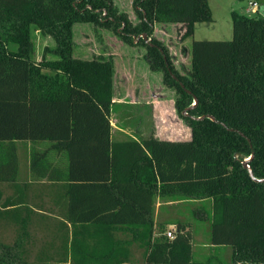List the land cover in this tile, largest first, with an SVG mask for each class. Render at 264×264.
Returning <instances> with one entry per match:
<instances>
[{"label": "trees", "instance_id": "trees-1", "mask_svg": "<svg viewBox=\"0 0 264 264\" xmlns=\"http://www.w3.org/2000/svg\"><path fill=\"white\" fill-rule=\"evenodd\" d=\"M134 5L138 21L114 0H0V181L17 177L16 140L46 142L32 151L31 169L38 178L67 180L73 224L143 227L145 264H264V181L253 180L242 163L254 154L249 165L264 178V15L234 10L232 38L195 39L191 68L182 73L153 35L155 24H179L184 37L192 36L197 22L213 21L208 0ZM79 22L113 29L129 42L148 34L146 57L173 88L190 140L113 141L115 64L74 56ZM33 30L55 42L40 60ZM194 96L198 102L185 115ZM207 114L217 121L195 118ZM157 197L210 200L209 241L231 246V259H197L181 221L173 237L164 225L156 233ZM16 247L0 241V264H29Z\"/></svg>", "mask_w": 264, "mask_h": 264}, {"label": "crops", "instance_id": "crops-1", "mask_svg": "<svg viewBox=\"0 0 264 264\" xmlns=\"http://www.w3.org/2000/svg\"><path fill=\"white\" fill-rule=\"evenodd\" d=\"M258 2L259 8L256 14L260 12L264 15V0ZM247 7L248 2L245 6L246 10ZM117 94L115 92L111 112L113 141L135 140L143 144V141L151 135L162 140L185 141L173 137L175 134L180 136L186 134L182 125L172 126L178 124L180 120L176 106L175 110L168 114L167 105L172 103L160 101L158 93L153 92L151 96L146 94V104L151 105L154 116L150 108L144 105L141 113L149 112L151 115L149 118L145 117L144 121L139 120L138 116L135 117L136 107L131 105V102H137L136 95L131 92L129 105H125L126 102L119 103ZM17 141H15L19 162L17 177L13 180L0 181L1 243L17 242L16 253L18 256H24L29 264H145L146 249L141 245L143 227L136 228L131 226V223L127 225L92 221L74 224L70 222L67 180L38 178L31 169L32 151L35 148L42 149L47 145L46 142L27 141L18 146ZM184 201L210 203L208 199L172 200L167 197H157L154 214L156 233L164 225L162 222H175L165 217L168 210L165 209L166 206ZM206 217L210 231L208 215ZM185 229L189 230V227L186 226ZM72 240H75L74 246ZM207 247L212 248L214 252L222 253V250H227L228 246H213L209 242ZM209 252L208 250V254Z\"/></svg>", "mask_w": 264, "mask_h": 264}, {"label": "rangeland", "instance_id": "rangeland-1", "mask_svg": "<svg viewBox=\"0 0 264 264\" xmlns=\"http://www.w3.org/2000/svg\"><path fill=\"white\" fill-rule=\"evenodd\" d=\"M248 0H208L209 7L213 16V21L198 22L194 28L192 36L184 37V27L172 23H156L153 35L161 40L168 48L174 61L175 67L182 73H188L191 68V48L195 39H230L233 36L232 12L236 10L239 13L248 16H255L256 11H247L245 6ZM119 9L129 16L132 21H138L139 15L136 12L134 0H114ZM32 39L35 45V57L40 60L46 46L54 47L55 42L50 36L42 35L38 30H33ZM140 38L129 42L124 40L120 34L113 29L102 26H95L92 23H76L74 26V51L76 57L92 58L104 56L113 58L115 64V91L118 93L119 103L126 102L129 105L131 92L136 96L135 103L131 102L136 108L135 117L139 120H145L151 117L149 112L142 114V106L147 105L154 116L151 105L146 104V94L158 93L159 100L171 102L168 106V114L175 110V94L173 88L164 81L163 71L154 70L146 57L147 42H140ZM47 58H55L48 52ZM120 98H119V96ZM117 103V106L119 105ZM153 106H156L152 104ZM113 110V106H112ZM145 113V112H144ZM179 116V115H178ZM179 123L172 126L185 127L186 134H175L174 138L188 140L191 137V130L186 120L179 116ZM137 120V118H136ZM148 125V123H147ZM181 127V126H180ZM168 132V130H165ZM30 140H18V146ZM171 203L166 206L167 213L165 217L175 222L164 224V228L176 231L177 222L181 221L189 227L193 237V248L197 259L207 260L208 257L220 258L221 260H230L232 247L227 245V250L214 252L208 248L210 232L208 230L207 215L209 214L210 203ZM205 217H202L204 216ZM207 244V246H205ZM208 250L210 251L208 254ZM231 250V251H230ZM221 254V255H220Z\"/></svg>", "mask_w": 264, "mask_h": 264}, {"label": "water", "instance_id": "water-1", "mask_svg": "<svg viewBox=\"0 0 264 264\" xmlns=\"http://www.w3.org/2000/svg\"><path fill=\"white\" fill-rule=\"evenodd\" d=\"M141 36L143 37V39H144L148 44H151V45L153 44V43L150 42L149 37H148V34H147L146 32H144ZM141 36L136 37V39H139ZM165 58H166V57H165ZM188 92H190V91H188ZM197 102H198V98H197L196 96H194V103H193L192 105H190L189 107L185 108V110L183 111V113H184L185 115H188V111H189L192 107H194V106L197 104ZM204 117H209L210 119L217 121V119H216L212 114L202 115V116L195 117V118H197V119H203ZM238 154H239V153H237L235 156L237 157ZM253 156H254V154H251V156H250V157H247L246 159H244V160L242 161V163H243V165L248 169L249 174H250V176H251V178H252L253 180H255V181H257V182H263V181H264V178H257V177H255V176H254V173H253V170H252V168H251L250 165H249V162L251 161V159L253 158Z\"/></svg>", "mask_w": 264, "mask_h": 264}, {"label": "built area", "instance_id": "built-area-1", "mask_svg": "<svg viewBox=\"0 0 264 264\" xmlns=\"http://www.w3.org/2000/svg\"><path fill=\"white\" fill-rule=\"evenodd\" d=\"M259 8V2L258 0H249L248 1V7H247V11H256ZM167 236L169 237H173L174 236V232L172 231V229H169L166 231Z\"/></svg>", "mask_w": 264, "mask_h": 264}]
</instances>
